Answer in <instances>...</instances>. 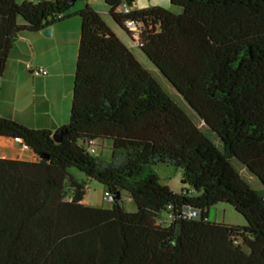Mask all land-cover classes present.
I'll return each mask as SVG.
<instances>
[{"label": "trees", "instance_id": "obj_1", "mask_svg": "<svg viewBox=\"0 0 264 264\" xmlns=\"http://www.w3.org/2000/svg\"><path fill=\"white\" fill-rule=\"evenodd\" d=\"M71 1L0 0V75L21 34L80 22L67 124L0 117V137L35 156L0 159V264H264V0H169L180 13L104 0L130 41L125 23L138 26L154 70L86 0ZM97 142L110 143L109 160ZM156 166L181 170L179 193ZM71 169L120 197L84 204ZM122 192L136 212L120 207ZM219 203L245 226L208 222Z\"/></svg>", "mask_w": 264, "mask_h": 264}, {"label": "crops", "instance_id": "obj_2", "mask_svg": "<svg viewBox=\"0 0 264 264\" xmlns=\"http://www.w3.org/2000/svg\"><path fill=\"white\" fill-rule=\"evenodd\" d=\"M23 1L37 3L44 0H20L18 2ZM99 1L102 2L104 13L108 16L104 0ZM134 2L133 8H135ZM85 3L89 6L90 0H86ZM106 25L114 32L113 28ZM79 30V19L72 17L51 26L49 38L43 37L41 32L23 33L18 37L4 70V78L6 77L10 84V86L7 84L8 94L12 92L14 96L18 95L23 100L22 96L25 93V101H20L9 109L6 114L9 115L8 119L32 129H47L52 132L67 124ZM115 35L117 36L116 33ZM15 53L19 54V57L16 59V69H13L10 65V58ZM24 61H30L29 64L32 67L42 68L46 74L38 76L29 74L23 69L26 64ZM20 81L23 82L21 88H19ZM0 159L30 162L35 161V156L31 151L23 149L16 140L0 137Z\"/></svg>", "mask_w": 264, "mask_h": 264}, {"label": "rangeland", "instance_id": "obj_3", "mask_svg": "<svg viewBox=\"0 0 264 264\" xmlns=\"http://www.w3.org/2000/svg\"><path fill=\"white\" fill-rule=\"evenodd\" d=\"M20 1V0H17ZM134 7L137 10L140 9H146V8H152V7H159L165 10H173L176 13H180V8L174 7L170 4L169 0H134ZM40 2V1H39ZM83 6L82 2H78L71 11H77L79 8ZM89 6L96 12L100 13L102 16L103 21L108 24L111 28H113L114 32L117 34V36L122 40V42L130 49V51L134 54L138 62L141 64L143 68H148L150 70H154L153 66L148 62V60L143 56L142 52L138 49L136 45V40L133 33V41L131 42L130 39L127 37V35L116 25L110 21L109 16L105 14L104 12V6L102 2L99 0H90ZM103 12V13H101ZM20 21V20H19ZM132 29V28H131ZM27 35V34H25ZM19 57V54L15 53L13 54V57L10 58V65L13 67V69H16L17 65V58ZM26 64L30 63V61H24ZM24 63V64H25ZM24 71L25 65L23 66ZM5 72V71H4ZM2 73L0 75V117L1 118H8L9 115V109L18 104L20 101H25V93L23 94L22 99L18 97V95L14 96L12 92L8 94L9 90L7 89V84L10 86L9 81L6 79L5 73ZM20 86L23 84L22 81H20ZM9 95V96H8ZM10 114V113H9ZM18 143V142H17ZM101 142L96 143V155L100 156L103 160H109L110 158V143L105 142L103 145H101ZM15 148H19L18 146H15ZM8 154H10L8 152ZM156 173L159 176V182L162 186H166L170 191L174 193H179L181 190V184L180 179L182 172L179 169H175L173 167L169 166H156L155 168ZM69 173L74 177L75 180L78 182H85V195L83 198V202L85 204L91 205V206H97L102 207L104 209L110 208V203L103 199L104 194V188L98 184L95 181H88L86 178L77 172L74 169L69 170ZM120 207L130 213L136 212L137 208L131 202L128 195L125 192L121 193V203ZM160 223L167 224L168 222V216L166 213H162L160 215L159 219ZM208 222L211 223H218V224H225L230 226H236V227H242L245 226L246 222L245 219L235 212V210L224 203L216 204L209 208L208 210V216H207Z\"/></svg>", "mask_w": 264, "mask_h": 264}, {"label": "built area", "instance_id": "obj_4", "mask_svg": "<svg viewBox=\"0 0 264 264\" xmlns=\"http://www.w3.org/2000/svg\"><path fill=\"white\" fill-rule=\"evenodd\" d=\"M120 11H122L123 13H129L131 11V8L130 7L123 6V7H121ZM125 27L132 34V38H133V33H134V37H135L136 45H137L138 44V42H137V40H138V33H139L138 26L135 25L132 22H126L125 23ZM25 69L28 72H30L32 75H34V76L45 75L46 74V72L42 68H40V67H32L29 63L25 64ZM23 149L27 150L26 147H23ZM103 199L110 203V202L113 201V196H111L110 194L105 193V194H103ZM188 216L191 217V216H194V214L189 213Z\"/></svg>", "mask_w": 264, "mask_h": 264}, {"label": "water", "instance_id": "obj_5", "mask_svg": "<svg viewBox=\"0 0 264 264\" xmlns=\"http://www.w3.org/2000/svg\"><path fill=\"white\" fill-rule=\"evenodd\" d=\"M75 1L76 0H72L71 5H73L75 3ZM41 34L43 37L49 38L51 36V27L45 28L43 31H41ZM60 137H61V134L54 135L53 140L57 142L60 140ZM119 197H120V194H117L116 196H113V200L116 201Z\"/></svg>", "mask_w": 264, "mask_h": 264}, {"label": "clouds", "instance_id": "obj_6", "mask_svg": "<svg viewBox=\"0 0 264 264\" xmlns=\"http://www.w3.org/2000/svg\"><path fill=\"white\" fill-rule=\"evenodd\" d=\"M17 142V141H16Z\"/></svg>", "mask_w": 264, "mask_h": 264}]
</instances>
